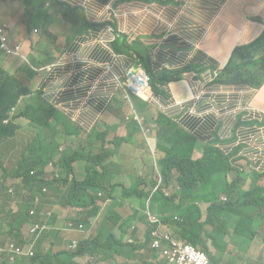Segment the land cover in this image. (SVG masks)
<instances>
[{
  "label": "crops",
  "instance_id": "obj_1",
  "mask_svg": "<svg viewBox=\"0 0 264 264\" xmlns=\"http://www.w3.org/2000/svg\"><path fill=\"white\" fill-rule=\"evenodd\" d=\"M58 1L69 7L63 6L61 12L55 8L57 4H53L45 16L48 29H33L29 36L18 27L17 15L25 8L23 0L0 2V13L6 14L5 20L13 26L14 41L23 47L22 56L3 55L2 67L11 73H23L26 61L33 63L36 57L40 62L38 67L34 65L36 74L28 81L32 93L24 96L31 101V106L32 96L38 94L41 101L52 104L74 125L89 132L90 125L97 119L101 120L105 111L112 107L120 108L129 119H134V113L141 116L148 114L147 107L160 109L159 115H166L181 129L197 138L194 159L203 155V148L207 144L230 157L231 165L241 172V182L235 181L233 188L240 199L251 198L243 191V187H264V85L255 89L246 82L222 84L214 80L236 47L251 43L264 32V0ZM46 5L36 3L40 8ZM51 17L54 18L52 24L49 22ZM120 41L125 42L124 48L120 46ZM143 48L147 50V59L153 72L169 69L174 77L171 82L161 85L164 93L157 95L161 98V105L146 101L142 104L141 114L135 107V99L140 97L126 88V79L129 70L137 67L148 72L141 67L140 53ZM207 54L214 57L213 63L219 65L218 68H209L205 59ZM189 64L198 65L202 71L185 70ZM158 117L152 120L158 130V140L154 147L163 151L165 144L159 141ZM20 118L27 119L35 126L28 118L18 116L13 121L21 127L19 131L23 129V125L17 121ZM122 118L121 114L119 119ZM138 126L129 138V141L136 142L126 146L127 155L141 164L147 174L142 196L134 198L137 205L145 198V194L152 192L158 176L152 165L147 164L145 167L137 160V156H148V152L153 149L149 141L145 145L139 136L136 139L135 133L140 132L141 125L138 123ZM62 128L60 125L57 129ZM141 128L146 129L145 117ZM95 129L105 138H111V152L118 151L121 138L126 136L123 132L118 133V126L104 125L101 120L95 124ZM28 130L32 140L39 128ZM72 139L68 137L69 141ZM59 141L66 150L64 138ZM11 152H16L17 158L14 164L8 165L6 161ZM93 155L91 153L84 160L72 162L78 180L86 178L87 158ZM18 157V151H9L4 160L5 168L16 169ZM108 164L113 168L112 157ZM255 173H261L262 177L254 179ZM237 176L239 174L232 171L227 179L232 182ZM16 183L8 181L9 185ZM164 187L168 190L172 183L167 187L165 179ZM122 194L117 197L121 198ZM212 195L209 198L201 197L198 201L203 219L216 196L219 195L225 201L228 198L224 185L218 187ZM123 211L125 216L131 217L129 211ZM113 214L110 212L112 222ZM263 220L255 229L264 235ZM76 234L73 232L67 236L63 244L56 247V251L61 250L67 238L69 241L64 249H68L73 241L78 243L79 239H73ZM259 235L254 241H250L249 234H244V239L236 241L229 238V252L224 251L218 255L217 263L264 264V240L260 241ZM142 242L144 244L137 243L147 245L142 250H151L148 240ZM213 251L218 252L216 249ZM154 256H157L156 252Z\"/></svg>",
  "mask_w": 264,
  "mask_h": 264
},
{
  "label": "trees",
  "instance_id": "obj_2",
  "mask_svg": "<svg viewBox=\"0 0 264 264\" xmlns=\"http://www.w3.org/2000/svg\"><path fill=\"white\" fill-rule=\"evenodd\" d=\"M4 1L6 0H0ZM23 2L25 8L17 15L18 22H28L33 29L41 28L45 31L49 27L45 17L47 10L53 4L69 7L58 0ZM40 2L47 3L45 8L36 6V3ZM5 17L6 14L0 13V23ZM119 44L124 48L125 42L120 41ZM4 52L5 44L0 37V237L9 239L6 243L0 239V257L6 255L2 264H80L75 262L76 259L84 260L81 264H97L95 258H101V255H111L112 262L119 264H137L128 259L122 261V249L130 245L133 252H136L147 246L129 242L133 234L128 225L134 220L125 216L123 211V208L127 210L123 200L141 197L147 182L145 169L127 155L126 149L127 144L132 143L129 138L135 127L139 128V122L125 115L119 119L122 110L117 107L105 111L101 119L104 125L119 128L122 125L133 126V129L121 138L118 151L111 152L109 147L112 141L107 144L105 136L95 129V124L99 123L100 119L90 125L91 132L83 131L52 104L41 101L39 96L32 99L31 106V101L24 96L32 92L28 82L23 84L22 81L27 78L29 81L36 73L29 66L23 69L24 77L9 73L1 65ZM140 55L141 67L148 71V87L155 95L163 94L161 85L171 82L174 73L169 69L153 72L145 48ZM214 80L215 83L222 84L246 82L255 89H260L264 85V32L251 43L236 47L228 63ZM142 99H135V107L141 114L142 104L146 102ZM157 104L161 105L160 97ZM18 116L28 118L39 130L32 140L18 151L17 168L9 170L5 168L4 160L9 151L16 150L18 131L21 127L13 120ZM158 121L159 141L165 144L163 151L166 152L159 161L160 175L166 179L167 187L172 183V191L168 187L167 192L157 190L152 196L151 192L145 194L147 208L155 212L163 223L172 229L176 237L192 243L205 252L213 264H218L215 255L229 252V238L236 241L244 239V234H249L250 241H254L260 234L255 227L264 218V187H243V191L251 198L240 199L233 188L235 181L241 182V172L231 165L230 157L213 145L207 144L203 148V155L194 159L193 151L197 138L181 129L164 114L159 115ZM60 125L63 128L58 130ZM68 137L74 139L69 141ZM60 138H64L67 143L66 150L62 153ZM98 142L102 145L97 146ZM5 146L9 147V151H3ZM91 153L94 155L87 158L86 178L78 180L72 162L84 160L85 156ZM59 154L55 162L59 168L46 181L45 167ZM110 157L113 160V168L108 164ZM137 160L143 164L152 163L149 154L137 156ZM32 171H35L34 174ZM232 171L237 172L239 177L230 182L227 177ZM261 177V173L254 174L256 180ZM17 179H21V182L15 184L13 194L8 181ZM221 185H224V191L228 193L227 200L216 196L208 208L206 218L203 219L198 201L201 197L213 196L212 193H216ZM44 188L46 191H43ZM117 189L123 193L121 198L117 197ZM27 190L33 191V195L29 196ZM113 204L115 205L111 212L114 213V227L107 230L104 225L107 217L105 208ZM32 208L34 215H30ZM198 211L200 214H197ZM146 214L149 219V214ZM115 218L118 220L115 221ZM74 221L84 224L81 228L74 229L71 226ZM26 224H45L46 227L38 229L26 238L23 235ZM117 227L124 231L126 239H123L124 235L116 233ZM73 232L77 233L74 237L83 232L86 236L78 242L76 249L56 251V247L61 246L63 240ZM12 245L14 248L20 246L22 252L14 253L11 250ZM212 249L218 251H213V256ZM151 250L154 251L152 248ZM87 256L88 260H85Z\"/></svg>",
  "mask_w": 264,
  "mask_h": 264
},
{
  "label": "rangeland",
  "instance_id": "obj_3",
  "mask_svg": "<svg viewBox=\"0 0 264 264\" xmlns=\"http://www.w3.org/2000/svg\"><path fill=\"white\" fill-rule=\"evenodd\" d=\"M63 6H64L63 4H57L55 6V8H57L58 11L62 12ZM35 20L36 19H34V21ZM53 21H54V18L51 17L49 19L50 24H52ZM18 27L27 36H29L30 30H33V28L29 26L28 22L23 23L22 21H20L19 24H18ZM175 30H180V29H175ZM35 54H36V52H35ZM205 59H206V62H207V64H208L210 69L218 68L219 65L213 63L214 57L212 55L207 54L205 56ZM39 63H40L39 60L35 57L33 59V64L35 65V67H38ZM185 70H187V71H191V70L202 71L199 68V66L195 65V64L187 65L185 67ZM136 76H139L140 78H142L143 80L148 82V75L146 74L145 70L139 69L137 67L136 68ZM27 82H28V78L24 79L22 81L23 84H27ZM156 82H159V81H156ZM126 84H127V86L129 84L128 77L126 79ZM36 97H38V94L33 96L32 99H34ZM140 99H142V98L140 97ZM142 100H144V99H142ZM126 102H127V99H126ZM147 112H148V114H146V115L144 114L145 123H146V129L143 130L141 128V126H140V132H137L135 134H136V139H137V136H139L140 141L145 143V145H146V143L148 141L151 143V145H153V149L151 151H149L148 154H149L150 159L152 160V163H151L152 167L159 174V172H160V163H159V161H160V159L162 157L165 156L166 152L165 151H159L156 147H154L155 143L158 140V136H157L158 130H157V126L153 125L152 120L156 119L158 117L159 113H161V111H160V109H156L154 107H152V108L147 107ZM124 115H125V112L123 111L122 112V116H124ZM17 121L20 122L23 125V129L19 131L18 141L16 143V150H15V151H20L23 148V146H25L30 141L31 132L28 129L37 130V127L33 126L25 118H20ZM132 129H133V126L122 125L120 127V129L118 130V133L123 132L125 135H127V133H129ZM147 129H149V131ZM147 138H149V140ZM106 140L108 141L107 144H109L112 141L111 138H106ZM135 142L136 141H133L132 143H135ZM129 144H131V143H129ZM101 145H102L101 142L97 143V146H101ZM3 151H9V147L5 146L3 148ZM128 151H134V150H128ZM130 154H132V153L130 152ZM16 158H17L16 152H11L9 157H8V159H7V161H6V163L8 165H12V164H14L16 162ZM144 166L147 167V164H144ZM160 174H161V172H160ZM18 181H20V179H18ZM262 183L264 184V180L262 181ZM10 185L16 187V185H14V184H10ZM170 190H171V188H170ZM27 192L29 193V196L33 195V191L27 190ZM121 193H122V191L120 189H117L116 194L119 195ZM131 200H126V199L123 200V202L125 203V206L127 208V211H129L130 216L134 220V222L129 223L128 228H130L132 231H134L135 237L138 240V242L140 244H144L142 241L144 239L148 238L147 231L150 228V222H149V219H148L147 214H146L147 213V202H146V199L144 198L140 202H138V205H137V204H135L136 201H135L134 198H132ZM118 203H120V202H118ZM118 203H115V204H118ZM115 204H113L112 206L109 205V207L105 208L107 210V220L104 223V225H106L107 230H111L114 227V224H113L112 220L110 219V212H111V210H112V208H113V206ZM123 209H125V208H123ZM200 209H201V207H200ZM262 209L264 210V205L262 206ZM197 214H200V211H198ZM116 220H118V219L115 218V221ZM93 221H95V219H93ZM133 225H139V228L137 227V228H135L133 230L132 229ZM262 230H264V220H263V228H262ZM116 233L118 235H120V236L124 235L123 239L127 238L126 235L124 234V231H122L120 229H117ZM85 236H86V233L83 232V233H80L77 236H75L73 239L81 240ZM255 238H257V237H255ZM0 239L4 240V243H6L9 240V239L5 240V238L3 236H1ZM259 240L260 241L264 240V235L263 234L259 235ZM19 241H22V240H19ZM68 241H69V238H67L65 240L66 243H65L64 246L61 247V249H64V247L66 246ZM233 251H234V249H233ZM154 252L157 253V256H154ZM135 254H136V256H135ZM211 255L213 256V249L211 250ZM122 256L124 257V259L122 261H126V259H128L129 261L132 262V261L135 260V262L137 264H149V263H152V264H166V261L160 256V253H158L157 251H152V250H149V249H145V250L141 249V250H138L136 252H133V247L130 246V245L122 249ZM215 256H216L215 257V261L217 263L218 260H219V256L218 255H215ZM12 257H13V255L11 254V259L10 260H12ZM111 257H112L111 255H109V257H105L104 255H101V258L100 257H96L95 258V260H97L95 262H97V264H119L118 262H112V260L110 259ZM4 259H6V255H2L0 257V264H2V261ZM85 260H88V256L85 257ZM236 260H239V259L236 258ZM83 261L84 260H81V259H76L75 260L76 263H80V264ZM228 264H243V263L234 262V263H228Z\"/></svg>",
  "mask_w": 264,
  "mask_h": 264
},
{
  "label": "built area",
  "instance_id": "obj_4",
  "mask_svg": "<svg viewBox=\"0 0 264 264\" xmlns=\"http://www.w3.org/2000/svg\"><path fill=\"white\" fill-rule=\"evenodd\" d=\"M127 77L129 81L128 87L135 91L136 94H140L146 101L156 104L159 103L158 96L149 91V76L147 82L139 76H136V69H131L129 70ZM134 118L141 124L144 122V117H142L138 113H134ZM158 182L159 183L155 187L154 191H157L161 188V185L163 184L162 176L159 177ZM10 191L14 193L13 188H11ZM43 191H46V188H44ZM164 191L167 192V190ZM34 213L35 211L32 208V210L30 211V215H34ZM147 213L149 214L150 222V228L147 231L149 237V245L152 249H154V251L160 253V256L166 261V264H213L205 252L195 247L192 243L176 237L173 234V231L163 223V221L158 217L157 214L151 212L148 208ZM71 226H74V222L71 223ZM45 227V224H35L33 226H29L27 224L25 230L26 235L24 237L28 238L38 229H43ZM137 227L138 225H133L132 229L134 230ZM132 234L133 236L130 237L129 242L137 244L138 240L134 235V231H132ZM71 246L76 247V242H74ZM11 250L14 253L22 252L20 246L14 248V245H12Z\"/></svg>",
  "mask_w": 264,
  "mask_h": 264
},
{
  "label": "clouds",
  "instance_id": "obj_5",
  "mask_svg": "<svg viewBox=\"0 0 264 264\" xmlns=\"http://www.w3.org/2000/svg\"><path fill=\"white\" fill-rule=\"evenodd\" d=\"M19 23V22H18ZM36 31L37 30H39V29H37V28H34ZM12 33H13V26L11 25V23L9 22V21H7V20H4L3 22H1L0 23V37H1V39H2V41L4 42V44H5V52H4V55H6V56H8V57H13V56H22L23 55V47H22V45H21V43H18V42H16V41H14V39H13V36H12ZM26 66H29L33 71H34V64L32 63V62H30V61H26V65L23 67V69L26 67ZM22 69V70H23ZM7 71V70H6ZM9 72V71H8ZM9 73H11V72H9ZM11 74H13V75H18V76H20V77H24V75H25V72H24V70H23V73H11ZM126 88L127 89H130L127 85H126ZM149 88V87H148ZM132 90V89H131ZM135 92V91H134ZM136 95H138L139 97H141V98H143L140 94H136ZM134 116V115H133ZM135 119V118H134ZM136 120V119H135ZM142 127L144 126V122L141 124V123H139ZM60 151H61V153H62V151L63 152H65V149L64 148H62V147H60ZM59 156H60V154L59 155H57L56 156V158H55V160L54 161H51L50 163H48V165L45 167V174H46V176H45V180L46 181H48L51 177H52V175H53V173H54V171L57 169V168H59L56 164H55V162L58 160V158H59ZM34 172L35 171H32V174H34ZM161 175H160V173L158 174V176H157V184L154 186V188H153V193L155 192L154 191V189H155V187L158 185V179H159V177H160ZM163 178V184L161 185V188L160 189H158V190H162L163 192H165L164 190H167L165 187H164V184H165V179H164V177H162ZM13 181V180H12ZM20 181H21V179H20ZM20 181H18V179H17V183L16 184H18V183H20ZM15 185V184H14ZM44 186H46V185H44ZM11 188H13L14 189V186H12L11 185ZM152 193V192H151ZM153 193H152V195H153ZM14 194V193H13ZM151 195V196H152ZM151 196H150V198H151ZM32 210V209H31ZM83 224L84 223H82V222H77V221H74V226H73V228L74 229H79V228H81L82 226H83ZM26 227H27V224L25 225V227H24V229H23V235L25 236L26 234H25V230H26ZM172 230V229H171ZM146 240H148V242H149V238H147ZM74 242H76V247H77V241H73V243ZM73 243H71V245L73 244ZM70 245V247L68 248V249H64V250H70L71 248H74V249H76V247H72Z\"/></svg>",
  "mask_w": 264,
  "mask_h": 264
}]
</instances>
